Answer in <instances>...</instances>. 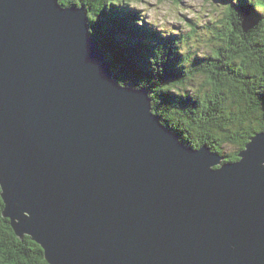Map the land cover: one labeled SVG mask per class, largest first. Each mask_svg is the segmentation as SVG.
Returning <instances> with one entry per match:
<instances>
[{"label": "water", "instance_id": "1", "mask_svg": "<svg viewBox=\"0 0 264 264\" xmlns=\"http://www.w3.org/2000/svg\"><path fill=\"white\" fill-rule=\"evenodd\" d=\"M114 76L84 7L0 0V189L15 235L48 264H264V131L224 162Z\"/></svg>", "mask_w": 264, "mask_h": 264}, {"label": "trees", "instance_id": "2", "mask_svg": "<svg viewBox=\"0 0 264 264\" xmlns=\"http://www.w3.org/2000/svg\"><path fill=\"white\" fill-rule=\"evenodd\" d=\"M221 1L225 31L220 43L194 58L182 52L178 40L129 9V0L58 3L88 11L91 35L111 62L115 79L146 89L153 113L184 145L205 144L224 162H236L251 136L264 131V0H255L263 10L260 18L252 0ZM249 14L256 19H248ZM196 77L204 85L190 86ZM229 146L235 150L225 153ZM3 209L0 189V264H48L31 237L15 235Z\"/></svg>", "mask_w": 264, "mask_h": 264}, {"label": "rangeland", "instance_id": "3", "mask_svg": "<svg viewBox=\"0 0 264 264\" xmlns=\"http://www.w3.org/2000/svg\"><path fill=\"white\" fill-rule=\"evenodd\" d=\"M221 2V0H129L127 7L136 10L149 26L178 40L183 48L182 52L194 58L205 53L210 54L220 43L218 38L225 31ZM254 11L256 17L260 18L262 8L256 6ZM192 85L200 87L204 85V79L196 77L190 83V86ZM233 150L235 148L229 146L224 152Z\"/></svg>", "mask_w": 264, "mask_h": 264}, {"label": "clouds", "instance_id": "4", "mask_svg": "<svg viewBox=\"0 0 264 264\" xmlns=\"http://www.w3.org/2000/svg\"><path fill=\"white\" fill-rule=\"evenodd\" d=\"M252 3H253V7H255V0H252ZM257 11H258V9H257Z\"/></svg>", "mask_w": 264, "mask_h": 264}, {"label": "bare ground", "instance_id": "5", "mask_svg": "<svg viewBox=\"0 0 264 264\" xmlns=\"http://www.w3.org/2000/svg\"><path fill=\"white\" fill-rule=\"evenodd\" d=\"M115 77V76H114ZM4 205V204H3ZM26 236V235H25ZM28 236V235H27ZM30 237V236H29ZM33 240V239H32ZM34 241V240H33ZM39 245V244H38ZM40 246V245H39ZM41 247V246H40ZM42 248V247H41ZM43 250V249H42Z\"/></svg>", "mask_w": 264, "mask_h": 264}]
</instances>
